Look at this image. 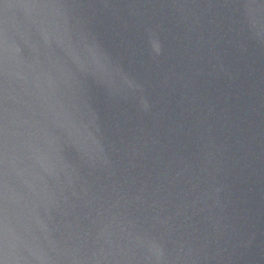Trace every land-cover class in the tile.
<instances>
[{
  "label": "water",
  "instance_id": "water-1",
  "mask_svg": "<svg viewBox=\"0 0 264 264\" xmlns=\"http://www.w3.org/2000/svg\"><path fill=\"white\" fill-rule=\"evenodd\" d=\"M0 264H264V0H0Z\"/></svg>",
  "mask_w": 264,
  "mask_h": 264
}]
</instances>
